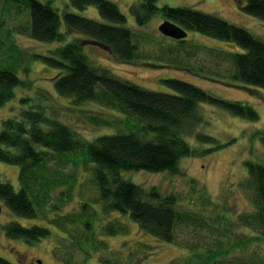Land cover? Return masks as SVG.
<instances>
[{
	"label": "trees",
	"instance_id": "trees-1",
	"mask_svg": "<svg viewBox=\"0 0 264 264\" xmlns=\"http://www.w3.org/2000/svg\"><path fill=\"white\" fill-rule=\"evenodd\" d=\"M7 1L15 4L13 17L20 20V13H29V23H18L15 27L26 30L36 40L66 41L64 34L70 31L84 35L67 41L50 55L33 53L32 58L57 71L55 89L59 95L69 99L67 103L71 106L68 108L72 107V103L77 107L83 102L104 104L126 115L128 131L103 134L86 141L69 124L53 119L42 106L26 108L21 111V118H7L0 132V161L20 167L18 176L21 189L16 190L11 183L0 179V200L17 215L43 218L46 223L54 225L55 230L61 232L60 238L64 239L62 250L56 248L55 253L67 251V256L60 254L65 264L73 263L75 249L76 256L87 260L94 251L109 247L102 239L103 235H116L128 230V226L118 218L104 223V215L113 212L129 214L143 231L158 240L173 242L176 225L194 222V214L178 210L173 194L162 197L156 188L145 191L141 185L125 179L123 170L180 172L182 159L195 153L183 135L191 133L202 120L197 103L202 99L251 119L258 118L255 109L240 101L219 98L182 79H165L173 93L162 92L121 79L106 68L93 66L84 51L85 45L90 43L108 48L124 61L138 56V45L133 42L134 32L127 26L113 24H123L127 20L111 0H70L71 4L83 10L95 5L108 22L66 11L63 13L67 26L64 33L58 9L51 2L40 0H3L0 28L3 21L11 18L4 14L6 12L2 8ZM157 2L138 0L139 6L147 12L144 17L139 8L133 7L140 24L161 12L165 18L176 20L189 30L241 46L244 51L227 54L233 66V78L264 88L263 39L254 37L247 28L219 16L189 7H159ZM241 9L264 20V0H245ZM11 46L18 47L14 43ZM16 69V65H6L0 69V105L14 97L17 87L33 86L29 76L23 80ZM131 117L133 120L130 122ZM90 119L111 125V121L103 117L95 115ZM259 133L264 141V131ZM150 135L154 139L149 140ZM197 135L200 140L214 144L211 150L227 145L215 144L217 140L212 135ZM83 153L86 157L82 166ZM71 166L76 167L71 169ZM247 168L248 174L241 186L254 191L257 209L238 218L250 227L257 226L264 233V164L248 161ZM85 172L89 175L87 183L97 187L98 197L83 191L89 190L84 183L88 178L81 177ZM78 183L84 185L78 201L81 207L65 211L64 208L74 202ZM89 200L101 205L100 213L86 204ZM40 224L30 227L11 221L6 224L5 231L9 238L32 243L52 234L51 228ZM0 264L14 263L0 255Z\"/></svg>",
	"mask_w": 264,
	"mask_h": 264
},
{
	"label": "rangeland",
	"instance_id": "rangeland-1",
	"mask_svg": "<svg viewBox=\"0 0 264 264\" xmlns=\"http://www.w3.org/2000/svg\"><path fill=\"white\" fill-rule=\"evenodd\" d=\"M51 2L61 16V29L67 27L63 13L68 11L94 20L105 22L95 5L80 9L70 0H40ZM126 16L125 26L134 32L133 42L138 45V56L133 60H121L111 50L94 43L86 44L85 53L93 66L106 68L111 74L144 88L162 92H172L165 79H182L203 88L219 98L229 101H240L252 106L258 114L257 119L241 116L216 104L200 103L201 121L197 127L183 135L195 153L183 158L180 172H151L147 170L124 171L123 177L151 190L156 188L162 197L173 194L176 197L175 207L181 211L194 214V222L179 223L175 227L173 242L156 239L143 231L129 214L113 212L104 215L107 220L118 218L128 226L124 233L103 235L108 243L107 249H98L84 260L79 255L72 264H250L264 263V233L257 226H248L242 215L256 211L254 191L241 184L248 174V161L264 164V141L260 131H264V88L235 80L229 52L244 51L233 42L224 41L198 31L189 30L186 38L172 37L158 31L166 22L161 12L156 13L140 24L136 20L133 7L139 8L145 17L146 9L139 6L138 0H111ZM243 1V2H242ZM3 0H0L2 6ZM245 0H158L163 7H189L210 13L228 20L264 40V20L247 14L241 5ZM7 1L2 7L10 19L3 21L0 28V69L6 65H16L17 73L23 79L29 76L32 87H17L14 97L0 105V132L7 118H21V111L26 108L36 109L42 106L53 119L69 124L74 131L86 141H92L103 134L127 132L126 115L104 104L83 102L72 107L66 96L59 95L55 89L54 68L45 65L41 60L32 58L33 53L50 55L67 41L84 37L74 31L66 35V41L42 42L32 38L21 27L30 21L28 12L20 13L22 19L13 17L16 7ZM2 10V9H0ZM175 21V20H173ZM172 22V21H170ZM177 22V21H175ZM174 23V22H172ZM178 23V22H177ZM175 24V23H174ZM21 30V31H20ZM66 31V30H65ZM63 31V33L65 32ZM13 38V39H12ZM14 43L18 47H12ZM8 53V54H7ZM28 69V70H27ZM23 79V80H24ZM173 93V92H172ZM99 116L111 121L110 124L96 123L90 119ZM132 117L129 120L132 121ZM199 133L209 134L216 138L215 144H227L218 150H211L213 143L200 140ZM154 139L153 135L149 140ZM213 144V145H212ZM2 145V144H1ZM76 155V154H75ZM86 155L82 154L80 164L84 165ZM93 166L96 163H92ZM76 166H71L75 169ZM20 167L0 161V179L11 183L20 190ZM89 190L88 195L99 196L97 187L88 182V172L81 176ZM84 185L78 183L75 198L65 211L78 210V202ZM0 212V255L14 264H65L62 256L61 232L43 218H26L12 212L1 200ZM93 211L100 213L101 205L88 201ZM103 212V208H102ZM16 221L25 226L39 224L48 226L52 234L39 241L29 243L23 239L9 238L5 231L8 222ZM64 238V237H63ZM72 251V250H71ZM73 252V251H72ZM106 261V264H107Z\"/></svg>",
	"mask_w": 264,
	"mask_h": 264
},
{
	"label": "water",
	"instance_id": "water-1",
	"mask_svg": "<svg viewBox=\"0 0 264 264\" xmlns=\"http://www.w3.org/2000/svg\"><path fill=\"white\" fill-rule=\"evenodd\" d=\"M162 33L179 38H186L188 36L187 31H185L182 27L178 26L177 24L171 23V22H163L160 25V30ZM2 211V205L0 204V212Z\"/></svg>",
	"mask_w": 264,
	"mask_h": 264
},
{
	"label": "bare ground",
	"instance_id": "bare-ground-1",
	"mask_svg": "<svg viewBox=\"0 0 264 264\" xmlns=\"http://www.w3.org/2000/svg\"><path fill=\"white\" fill-rule=\"evenodd\" d=\"M242 2H243V1H242ZM240 5H241V4H240ZM241 6H242V5H241ZM241 6H240V7H241ZM166 21H168V22H170V21L174 22V23L177 24L178 26L182 27V28H183L185 31H187V33H188V29L185 28V27H184L182 24H180L179 22H178V23L175 22L176 20L173 21V19H167ZM172 22H171V23H172ZM113 24H115V26H119V27H120V26L126 27L124 23H123V24H120V23H113ZM159 30H160V29H159ZM159 30H158V31H159ZM98 45H100V44H98ZM101 46H102V45H101ZM103 47H104V46H103ZM105 48H106V47H105ZM107 49H108V48H107ZM257 87H258V86H257ZM202 89H203V88H202ZM202 102H204V103H208L209 101H207V100H203V99H202V100H200V101L197 102V103H198V105H199V104L202 103ZM208 104H209V103H208Z\"/></svg>",
	"mask_w": 264,
	"mask_h": 264
}]
</instances>
